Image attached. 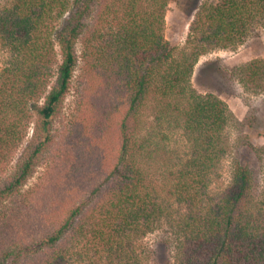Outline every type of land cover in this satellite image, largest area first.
Returning a JSON list of instances; mask_svg holds the SVG:
<instances>
[{"label": "trees", "instance_id": "16d2710c", "mask_svg": "<svg viewBox=\"0 0 264 264\" xmlns=\"http://www.w3.org/2000/svg\"><path fill=\"white\" fill-rule=\"evenodd\" d=\"M169 1L0 8V264H144L134 241L164 227L169 264H264V197L251 167L235 158L225 194L208 193L227 152L228 104L191 82L201 55L264 26V0H187L184 47L164 35ZM233 73L261 87L264 58ZM151 101L168 108L187 143L172 172L177 210L144 168L151 151L140 121ZM254 149L261 160L264 145Z\"/></svg>", "mask_w": 264, "mask_h": 264}, {"label": "rangeland", "instance_id": "374dc122", "mask_svg": "<svg viewBox=\"0 0 264 264\" xmlns=\"http://www.w3.org/2000/svg\"><path fill=\"white\" fill-rule=\"evenodd\" d=\"M5 1L0 0V8ZM203 1L194 0L195 4ZM144 4L148 5L147 2ZM191 9L189 10L187 0L169 1L164 35L170 45L185 46L192 21ZM260 26L238 46L213 49L201 55L191 77L192 85L197 91L214 92L224 99L229 107V123L225 130L227 152L220 162L218 174L210 184L208 192L209 197L217 200L228 190L235 158L251 167L256 180L254 193L264 197V157L260 160L254 149L264 145V83L261 87L246 86L239 82L233 73L234 68L239 65L253 59L264 58V26ZM6 59L7 54L0 49V71ZM69 100L71 96L68 97ZM183 102L181 100L179 104L183 105ZM167 109L162 110L157 101H151L146 105L141 114L140 138L148 140L147 147L151 151L144 162L150 187L159 194L162 201L172 205L173 210H177L171 194L174 183L172 172H176L186 159L188 148L182 129L176 125ZM30 134L31 130L26 140L30 138ZM13 163L15 158L11 165ZM36 177L30 180L27 187ZM164 234L165 227L158 228L155 232L134 241L136 254L144 264H169L171 258L169 249L159 241ZM66 264L92 263L69 260Z\"/></svg>", "mask_w": 264, "mask_h": 264}]
</instances>
